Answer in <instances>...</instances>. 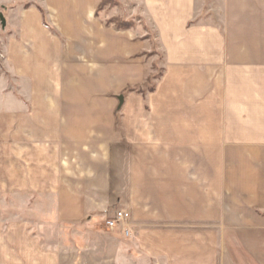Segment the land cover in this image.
<instances>
[{
    "label": "crops",
    "instance_id": "obj_1",
    "mask_svg": "<svg viewBox=\"0 0 264 264\" xmlns=\"http://www.w3.org/2000/svg\"><path fill=\"white\" fill-rule=\"evenodd\" d=\"M72 1L0 10V193H28V217L0 215V264H264V0H135L148 27L127 29ZM160 56L156 88L120 104L119 138L83 88L77 104L23 99L25 77L50 97L55 70L136 86ZM119 207L127 237L105 226Z\"/></svg>",
    "mask_w": 264,
    "mask_h": 264
},
{
    "label": "rangeland",
    "instance_id": "obj_2",
    "mask_svg": "<svg viewBox=\"0 0 264 264\" xmlns=\"http://www.w3.org/2000/svg\"><path fill=\"white\" fill-rule=\"evenodd\" d=\"M0 2L4 4L5 10L3 7H1L0 9L4 13V15H5V12H8V9L12 7H17L18 5L28 6L30 4L28 0H0ZM43 2L44 4H46V0L45 1L43 0ZM74 2H77V0ZM76 4H79V2H77ZM257 5H258V9H254L256 10V16L259 17L260 19L261 18L264 19V3H259ZM209 7L210 5L206 4L205 10L203 11L202 16L208 15ZM68 8L71 9V6L70 7L68 6ZM81 8L82 10L84 9L83 6H81ZM104 8L108 9L107 15L112 14V17L109 18L105 16ZM96 15L99 17V19L103 23H105V20H106L107 24H110L117 28H122V29L131 28L130 26H134L138 22L144 25L145 28L148 27L145 19L143 18L142 9L137 8V3L135 2V0H100ZM46 16L47 15L45 13L44 24L48 27H57L58 22L56 21V19L54 20L53 17L48 19V17ZM0 18L2 21L1 16ZM252 18L254 17L252 16ZM253 20H256V19H253ZM62 24L64 26L69 25L72 27V25H70V22H67V21L66 23L63 22ZM84 24H86L89 27L90 23L85 21ZM258 24L264 25V21L261 23L258 22ZM1 27H4V26L1 25ZM4 31L0 30V42L4 38L5 34L8 33V30H4ZM161 61H162V58L160 56L159 61H157L154 64V68L156 71L148 79L138 81L137 82L138 84L136 86L131 85L133 77L130 74L126 73L125 75H123L122 73H119V71H116V70H114V74L112 78L110 77L105 78L102 75L95 73L94 71L96 69L94 68L91 71L89 70L84 71L86 73L80 72L78 75H75V78H69L67 77V74H61V73L59 74L57 73L58 71L55 70L54 75L51 77V80H43V81L40 80V82L42 81V83L45 85L46 90H48V92L50 93V97L45 94L44 92L45 90L40 92V90L36 87L35 83L37 82V80L29 79L28 77L26 79L25 77L21 79V81L23 82L22 88H21L22 95L24 97L23 99L26 100L27 104L29 102L30 104L38 103V104L48 105L52 102L53 105L62 106L66 102L64 98V94L65 92H67L69 94L68 95L69 99H72L71 103L75 102L74 104H77L76 100H78V96H77L78 93H75V90H77L78 88L79 89L83 88L85 90V93L79 95L81 99L83 98L82 99L83 101L81 103H85V105L88 108L93 107L97 103L98 105L107 107L108 109H112L114 111L115 115L113 117L114 118L113 119L114 121L113 131L115 134L118 135V138H119L120 137L119 132L121 130L120 110L122 107V105H120L121 104L120 96L123 95L122 102L124 106L126 103V101L124 100L125 95H127L128 93L130 94L133 91L137 93H140V92L146 93L147 91H153L157 86V83H158V80L161 74L163 73L162 67L159 64L161 63ZM117 66H120V65H117L116 63L113 64L114 68H116ZM108 90H109V93H108ZM5 98L7 100V104L8 102H10L12 105L15 104V106H18L17 102H14L12 99H9L8 101V97H5ZM3 100L5 101V99ZM135 100L138 102L139 99L137 98ZM25 113L26 112H19V111L16 112V114H23L22 118L18 117L20 119L25 118ZM91 113L94 114L92 110H91ZM1 114L10 115V112L8 111L6 113L1 112ZM26 114H28V112ZM101 114L103 115V113ZM193 114L195 113L189 112L188 110H185L184 112V116L187 119L195 120L196 118ZM99 116H100L99 113L96 112L95 119L92 116L87 120H89L90 122H95V120H97L98 122H104L105 119H103V117L101 116L99 119L98 118ZM189 134H194V133L193 131L190 130ZM27 205H28V193H23V192L21 193L1 192L0 193V215L1 216H6V217L8 216L17 217L18 216L19 218L28 217V206Z\"/></svg>",
    "mask_w": 264,
    "mask_h": 264
},
{
    "label": "built area",
    "instance_id": "obj_3",
    "mask_svg": "<svg viewBox=\"0 0 264 264\" xmlns=\"http://www.w3.org/2000/svg\"><path fill=\"white\" fill-rule=\"evenodd\" d=\"M130 212L124 208H116L113 214L105 218V226L110 231L121 232L125 237L130 235Z\"/></svg>",
    "mask_w": 264,
    "mask_h": 264
},
{
    "label": "water",
    "instance_id": "obj_4",
    "mask_svg": "<svg viewBox=\"0 0 264 264\" xmlns=\"http://www.w3.org/2000/svg\"><path fill=\"white\" fill-rule=\"evenodd\" d=\"M120 100H121V103H122V101H123V95L120 96Z\"/></svg>",
    "mask_w": 264,
    "mask_h": 264
},
{
    "label": "trees",
    "instance_id": "obj_5",
    "mask_svg": "<svg viewBox=\"0 0 264 264\" xmlns=\"http://www.w3.org/2000/svg\"><path fill=\"white\" fill-rule=\"evenodd\" d=\"M120 25H121V23H120Z\"/></svg>",
    "mask_w": 264,
    "mask_h": 264
}]
</instances>
